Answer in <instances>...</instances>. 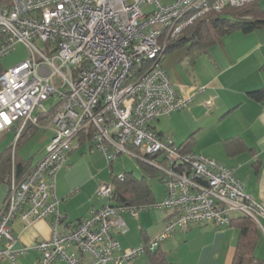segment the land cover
<instances>
[{"label": "built area", "instance_id": "2783aa9c", "mask_svg": "<svg viewBox=\"0 0 264 264\" xmlns=\"http://www.w3.org/2000/svg\"><path fill=\"white\" fill-rule=\"evenodd\" d=\"M257 0H8L0 4V58L23 43L30 57L0 74V132L27 125L59 97L54 134L45 155L21 177L14 165L0 211V261L13 264L29 247L15 249L12 223L26 229L50 218L52 236L37 241L38 264H130L154 251L178 229L210 223L232 225L247 217L264 230V203L247 191L235 170L208 156L186 152L152 123L190 107L204 85L175 84L162 66L172 41L209 13ZM150 8V9H149ZM210 103V102H209ZM43 111L35 116V110ZM29 122V123H28ZM81 136L109 163L123 152L137 154L165 176L167 195L149 204L114 206V184H102L101 208L68 222L57 196V174ZM125 180V175L118 178ZM173 212L165 230L147 243L123 248L125 211Z\"/></svg>", "mask_w": 264, "mask_h": 264}, {"label": "crops", "instance_id": "0c3cea01", "mask_svg": "<svg viewBox=\"0 0 264 264\" xmlns=\"http://www.w3.org/2000/svg\"><path fill=\"white\" fill-rule=\"evenodd\" d=\"M187 58L188 66L192 70L190 82H185L183 77L176 73L173 76L169 74L172 81L204 85L207 89L197 95L189 108L169 114H178L182 120L179 129L174 127V130H171L173 134L178 135L176 139L179 142L174 141L182 145L191 139V152L208 155L233 168L247 191L264 203V100L252 99L248 93L264 86V28L251 33L235 31L227 34L209 47L206 53H201L194 63L190 61L188 54ZM161 117L152 123V127L159 134L168 135L156 125V121H161ZM48 128L53 130L51 124ZM10 130L16 131L14 128ZM235 136H241L245 146H233L229 149L225 140ZM86 139L81 136L77 140L78 145ZM7 195L0 202V211ZM103 204L100 207L94 202H91L90 206L87 204L89 212L86 216L76 219L73 218L76 215L74 208L67 206L65 210H61L66 220L74 223L87 217L91 210L101 208ZM141 212L137 216L140 220L139 227L135 216L130 213L131 215L125 218L122 214L129 231L133 229L134 235H138L140 229L141 243H147L161 234L173 217L172 211L164 209L153 213L152 216ZM11 227L17 238L15 249L29 247L28 252L20 255L14 264H37L41 253L33 247L37 241L51 238L50 218L40 219L26 229L20 219H16ZM260 231L262 237L256 254L264 258V230L260 228ZM238 240L239 230L233 225L216 227L210 223H201L176 230L159 248L171 262L232 264ZM32 251L34 256L30 255ZM145 255V261L132 264H151V255ZM0 264L13 263L3 260Z\"/></svg>", "mask_w": 264, "mask_h": 264}, {"label": "rangeland", "instance_id": "374dc122", "mask_svg": "<svg viewBox=\"0 0 264 264\" xmlns=\"http://www.w3.org/2000/svg\"><path fill=\"white\" fill-rule=\"evenodd\" d=\"M260 3L264 7V0H261ZM189 48L190 43H185L182 46L169 49L162 61V66L167 72H169V74L173 76V74L176 73L178 76H182L185 82H190V76L192 73V70H190V67L188 66L189 63L187 58ZM29 57L30 53L28 49L23 43L19 42L10 54L1 58V64L4 69H8ZM175 84L187 86L193 85L192 83ZM58 101L59 97L57 95L47 99L44 102L45 111L53 112ZM41 111H43V108L38 107L35 110V116H38ZM40 117L41 116L38 117V122L40 121ZM44 121L45 122L42 123V128L37 130L33 135L25 136V129V132L23 131L18 138L17 131L9 129L0 132V155L8 148H12L14 164H16V158L26 162H38L42 159L45 155V148L53 136V130L48 128L52 122V118H50L49 121ZM29 124L33 123L30 122ZM181 124L182 120L178 114L162 115L161 121H156L157 127L164 130V132H167V136L171 137L177 143L179 142L176 139L178 135L173 134L171 130H174V127L179 129ZM74 146L75 148L72 153H70L68 160L57 174L56 188L57 196L60 199V209L65 210L67 206L74 208L76 215H74L75 217L73 218L76 219L80 216H86L87 212H89L88 208L91 202H94L99 207L104 203V200L98 196L97 191L102 184L112 182L111 175L120 177L126 173L128 177L129 174L132 173L136 177H144L145 181L150 185L157 201H162L166 197V182L161 181L156 172H154V174L150 173L143 163H141L137 154L123 152L115 157L111 166L105 153L98 147L93 146L90 139H86L81 145H78L76 140ZM159 173H162V171L159 170ZM8 189V183L0 182V202H2L3 198L8 194ZM94 190L96 191L94 192ZM87 204H89V206L86 207ZM84 209L86 210L84 211ZM159 210L162 209L143 210L141 213L152 216L153 213H157ZM123 215L125 218H128V215L131 214L130 212L125 211ZM135 218L137 224L139 223L137 227H139L140 220L138 217ZM140 235V229H138V235H134L133 229H131L130 231L128 230L126 234L119 233L118 240L125 248L132 246L137 247L142 242L140 241ZM33 254L34 251L30 252V255L34 256ZM144 259H147V255L142 254L133 262H138ZM54 264H65V262L57 260Z\"/></svg>", "mask_w": 264, "mask_h": 264}, {"label": "trees", "instance_id": "16d2710c", "mask_svg": "<svg viewBox=\"0 0 264 264\" xmlns=\"http://www.w3.org/2000/svg\"><path fill=\"white\" fill-rule=\"evenodd\" d=\"M0 4H8V0H0ZM262 28H264V7L260 4V0H257L239 8L227 7L221 12L209 13L205 17L198 19L186 28L182 36L170 43L168 50L182 46L185 43H190L188 57L194 63L201 53H206L208 48L218 43L223 36L235 31L251 33ZM3 71L4 67L1 64L0 58V74ZM248 93L252 99L257 101L264 100V86L251 90ZM52 113L47 112L40 117L39 122L27 125L24 135H33L37 130L42 128V123L45 122L44 120L49 121L52 118ZM159 135L164 136L162 133ZM192 142L191 139H188L180 146L184 151L191 152L190 147ZM225 144L229 149L233 146H245V142L241 136L228 138L225 140ZM13 160L12 148H8L0 155L1 183L9 184L14 165L18 177H21L34 165V162H26L24 160H18L17 158L15 159L16 164H14ZM140 160L150 173L154 174L156 172L160 180L166 182L164 174L159 173L160 169L150 165L146 160ZM112 164L113 161L110 162L111 166ZM111 176L112 183L114 184L112 205L139 206L157 201L150 185L145 181L144 177L139 178L132 173L127 177L125 173V180L120 181L118 180V176ZM232 225L239 230V240L232 264H264V258H260L256 254V248L262 237L259 226L247 217L234 218ZM147 254L151 255V264H182L169 261L159 247L154 251L147 252Z\"/></svg>", "mask_w": 264, "mask_h": 264}]
</instances>
